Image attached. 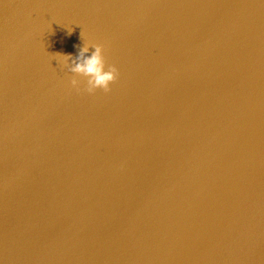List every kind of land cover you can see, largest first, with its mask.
I'll list each match as a JSON object with an SVG mask.
<instances>
[{
    "label": "water",
    "instance_id": "1",
    "mask_svg": "<svg viewBox=\"0 0 264 264\" xmlns=\"http://www.w3.org/2000/svg\"><path fill=\"white\" fill-rule=\"evenodd\" d=\"M0 75L1 264H264V0H0Z\"/></svg>",
    "mask_w": 264,
    "mask_h": 264
},
{
    "label": "clouds",
    "instance_id": "2",
    "mask_svg": "<svg viewBox=\"0 0 264 264\" xmlns=\"http://www.w3.org/2000/svg\"><path fill=\"white\" fill-rule=\"evenodd\" d=\"M71 34V31H68ZM94 51L85 56L89 51V42L79 48V55L73 58L71 53L56 52L55 56L60 58L63 66H67L72 73L80 74L86 78V85L83 91L94 93L97 89H102L105 93L111 91L110 85L119 77V70L115 65L107 64L103 54V45L95 43L92 45ZM71 61V65H69ZM71 84L81 91L78 87L79 82L73 78Z\"/></svg>",
    "mask_w": 264,
    "mask_h": 264
},
{
    "label": "bare ground",
    "instance_id": "3",
    "mask_svg": "<svg viewBox=\"0 0 264 264\" xmlns=\"http://www.w3.org/2000/svg\"><path fill=\"white\" fill-rule=\"evenodd\" d=\"M30 49L32 47H29ZM26 54V56H20L18 55L17 58L19 57H26V58H35V59H38L41 61V64H42V70L43 72L45 73L46 70H45V66H46V63L44 62V58H37L36 56H32V54L30 52H26V51H22V54ZM30 61L32 63H36V60L34 59H30ZM0 79H1V75H0ZM35 81V78L32 76V75H27L26 77L23 78L21 84H26V83H29V82H34ZM51 86V85H50ZM49 86L48 88V91L51 92V87ZM17 96L19 97V100H18V105L22 104L23 100H24V96L20 95L19 93H17ZM28 108L32 109L33 112H28V113H25L26 117L28 119H32L31 117V114H35L36 116L39 114L37 110H35L34 108H31L30 106H27ZM29 109V110H30ZM32 160H40V157L38 155V151L37 150H33L30 152V155H29V158L26 159L25 161H32ZM53 206V204H47L45 203L44 206L38 202H34L32 204V206L22 210L21 208H18L15 212H14V215L12 217V223L11 225H27L29 220H32L33 217H35L36 215L35 214H46V212ZM45 208V209H44ZM38 211H41V212H38ZM1 245V243H0ZM1 264V262H0Z\"/></svg>",
    "mask_w": 264,
    "mask_h": 264
}]
</instances>
